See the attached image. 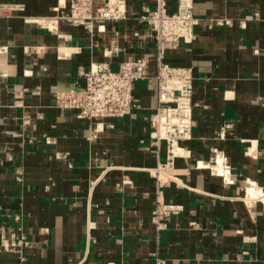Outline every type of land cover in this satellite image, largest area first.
<instances>
[{
	"label": "crops",
	"instance_id": "obj_1",
	"mask_svg": "<svg viewBox=\"0 0 264 264\" xmlns=\"http://www.w3.org/2000/svg\"><path fill=\"white\" fill-rule=\"evenodd\" d=\"M0 2L24 5L0 16V264H264V199L245 186L264 194V0H193L196 38L165 54L195 79L186 156L159 196L180 209L162 229L151 220L153 169L166 161L165 141L150 136L155 79L135 82L123 117L54 105L56 91L84 84L91 62L117 70L153 57L138 20L151 0H127L125 19L92 32L63 16L68 0ZM208 17L232 24L210 27ZM217 156L229 177L199 166Z\"/></svg>",
	"mask_w": 264,
	"mask_h": 264
},
{
	"label": "built area",
	"instance_id": "obj_2",
	"mask_svg": "<svg viewBox=\"0 0 264 264\" xmlns=\"http://www.w3.org/2000/svg\"><path fill=\"white\" fill-rule=\"evenodd\" d=\"M23 8L21 3L0 2V16ZM63 16L90 32L93 24H101L104 30L106 23L113 24L127 17V0H68ZM253 17L247 14L239 19L240 26L245 27L246 21ZM57 19L54 17L51 22L56 25ZM138 20L150 28L153 57L126 58L117 70H112L107 62H91L83 73L84 84L56 91L54 105L60 110L72 111L78 118L123 117L131 112L135 82L155 79L157 104L148 116L150 136L155 143L165 141L166 161L153 169L157 195L151 220L156 229H162L166 227V217L180 209V205L162 202L159 196L160 188L171 178L167 170L174 158L180 156L177 150H184L181 142L191 137L195 79L191 67L172 66L164 58L167 50L196 38L194 27L201 18L193 13V0H176L172 10L167 8L166 0H151ZM204 21L210 27L232 24L228 17H208Z\"/></svg>",
	"mask_w": 264,
	"mask_h": 264
},
{
	"label": "bare ground",
	"instance_id": "obj_3",
	"mask_svg": "<svg viewBox=\"0 0 264 264\" xmlns=\"http://www.w3.org/2000/svg\"><path fill=\"white\" fill-rule=\"evenodd\" d=\"M97 26H101V24H93V25H92V31H93V30L95 29V27H97ZM101 27H102V26H101ZM177 152H179L181 156H186V152L183 151V150H177ZM217 152H219V151H216V152H215V155H216ZM221 155H222V157H223V154H221ZM199 166H203V167L209 168L210 170H212V171L215 172V173H220V175H221L222 177H224V178L229 177V174H228V167H227V165L225 164L224 160H223V166H224V169H225L224 173H223L222 168L219 169L220 166H221V157H220V156H217L215 162H213V163H210V162H207V163H206V162H204V163H203V162H200V163H199ZM226 171H227V173H226ZM215 173H213V174H215ZM245 186H246L250 191L252 190V192H253V190H254V192H257L258 195H259V194L262 195V196H263L262 199H264L263 191H262L261 189H258V188L255 189L254 184L248 182Z\"/></svg>",
	"mask_w": 264,
	"mask_h": 264
}]
</instances>
